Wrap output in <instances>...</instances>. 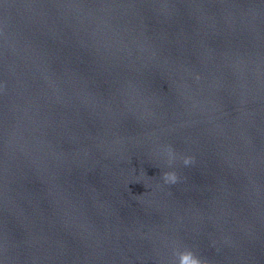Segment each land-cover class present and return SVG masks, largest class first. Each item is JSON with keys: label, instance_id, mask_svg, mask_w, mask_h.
<instances>
[{"label": "water", "instance_id": "1", "mask_svg": "<svg viewBox=\"0 0 264 264\" xmlns=\"http://www.w3.org/2000/svg\"><path fill=\"white\" fill-rule=\"evenodd\" d=\"M185 249L264 264V0H0V264Z\"/></svg>", "mask_w": 264, "mask_h": 264}, {"label": "clouds", "instance_id": "2", "mask_svg": "<svg viewBox=\"0 0 264 264\" xmlns=\"http://www.w3.org/2000/svg\"><path fill=\"white\" fill-rule=\"evenodd\" d=\"M195 79L199 80L200 78L196 76ZM162 151L163 155L167 158V165L170 167L175 159L173 149L171 146H165ZM181 159L184 166H189L194 163V158L191 156L182 157ZM160 178L165 185H174L178 182V176L174 171L163 172ZM174 255L177 257L178 264H203L200 258L187 249L175 252Z\"/></svg>", "mask_w": 264, "mask_h": 264}]
</instances>
